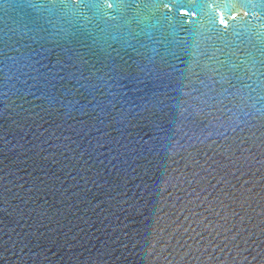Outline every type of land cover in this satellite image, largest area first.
<instances>
[{"label": "water", "instance_id": "water-1", "mask_svg": "<svg viewBox=\"0 0 264 264\" xmlns=\"http://www.w3.org/2000/svg\"><path fill=\"white\" fill-rule=\"evenodd\" d=\"M0 264H264V0H0Z\"/></svg>", "mask_w": 264, "mask_h": 264}]
</instances>
